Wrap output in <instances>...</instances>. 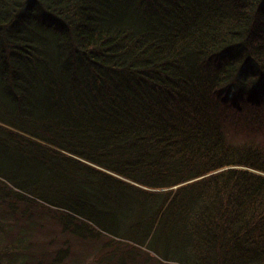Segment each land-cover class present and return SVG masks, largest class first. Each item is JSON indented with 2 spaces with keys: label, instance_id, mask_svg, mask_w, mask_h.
<instances>
[{
  "label": "trees",
  "instance_id": "1",
  "mask_svg": "<svg viewBox=\"0 0 264 264\" xmlns=\"http://www.w3.org/2000/svg\"><path fill=\"white\" fill-rule=\"evenodd\" d=\"M0 264H264V0H0Z\"/></svg>",
  "mask_w": 264,
  "mask_h": 264
}]
</instances>
